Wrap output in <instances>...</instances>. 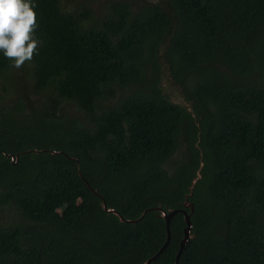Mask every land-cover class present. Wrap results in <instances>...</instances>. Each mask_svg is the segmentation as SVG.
I'll return each instance as SVG.
<instances>
[{"label":"trees","instance_id":"obj_1","mask_svg":"<svg viewBox=\"0 0 264 264\" xmlns=\"http://www.w3.org/2000/svg\"><path fill=\"white\" fill-rule=\"evenodd\" d=\"M99 2L37 0L38 52L0 54V264H146L202 163L179 264H264V0Z\"/></svg>","mask_w":264,"mask_h":264},{"label":"clouds","instance_id":"obj_2","mask_svg":"<svg viewBox=\"0 0 264 264\" xmlns=\"http://www.w3.org/2000/svg\"><path fill=\"white\" fill-rule=\"evenodd\" d=\"M36 7L37 0H0V54L15 67L38 52Z\"/></svg>","mask_w":264,"mask_h":264},{"label":"water","instance_id":"obj_3","mask_svg":"<svg viewBox=\"0 0 264 264\" xmlns=\"http://www.w3.org/2000/svg\"><path fill=\"white\" fill-rule=\"evenodd\" d=\"M161 83H162V81H161ZM161 87H162V85H161ZM163 89V88H162ZM163 92H164V90H163ZM165 93V92H164ZM166 94V93H165ZM167 95V94H166ZM168 96V95H167ZM169 97V96H168ZM171 100V99H170ZM172 101V100H171ZM173 102V101H172ZM174 103V102H173ZM174 104H176V103H174ZM14 160V159H13ZM202 167H203V163L201 164V168L199 169V171H198V173H197V177L193 180V182H192V186H191V188H190V190H189V194L187 195V197H186V202H185V204H184V207L185 208H187V209H190L191 210V214H188L187 212H186V210H173V211H171V212H166V211H164V210H161V208H159V209H157V210H161V212H162V217L165 219V221H166V224H167V232H168V239H167V241H166V243H165V245L161 248V250L155 255V256H153L152 258H150L147 262H146V264H151L152 263V261H154V260H156L157 259V257L166 249V247L169 245V243H170V240H171V233H170V222H171V219H172V217L175 215V214H177V213H179V212H182L184 215H185V219H186V223H187V227H186V229H185V232H184V239H183V241L181 242V248H180V252H179V254H178V257H177V261H176V264H179V258H180V255H181V253L183 252V250H184V248L186 247V245H187V243H188V241L191 239V238H195V235H193L192 234V223H191V221H190V218H191V215L194 213V210H195V205H194V203L193 202H190L189 201V197H191L192 195H193V193H194V189L196 188V185H197V183H198V181L202 178V175H201V170H202ZM91 188V187H90ZM104 208L106 209V210H108L107 209V205H106V203H104ZM109 212H113V213H115L116 215H118L119 217H120V219L122 220V221H127V222H131V221H129V220H125L122 216H120V214H118L116 211H114L113 209H109L108 210ZM146 213V212H145ZM145 213H144V215H145ZM143 215V216H144Z\"/></svg>","mask_w":264,"mask_h":264},{"label":"rangeland","instance_id":"obj_4","mask_svg":"<svg viewBox=\"0 0 264 264\" xmlns=\"http://www.w3.org/2000/svg\"><path fill=\"white\" fill-rule=\"evenodd\" d=\"M112 0H100L99 3L96 4V7H99L100 4L104 5L107 2H110ZM153 2L157 3L156 0H153ZM162 75H161V81H162V88L164 92L169 96V98L176 104L183 105L184 107L191 110V106L184 100L181 90L178 86L174 85L173 82L170 79L169 70L167 68V64L164 63V60H162ZM179 153L176 154L175 158L179 157ZM18 216L13 213L12 211L3 210L0 209V224H9L10 222H13L15 218Z\"/></svg>","mask_w":264,"mask_h":264}]
</instances>
